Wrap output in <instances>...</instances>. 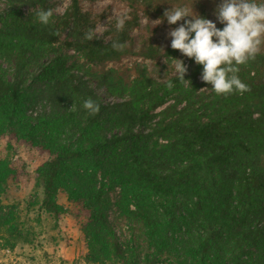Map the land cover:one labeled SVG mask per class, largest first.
Listing matches in <instances>:
<instances>
[{"label":"trees","instance_id":"16d2710c","mask_svg":"<svg viewBox=\"0 0 264 264\" xmlns=\"http://www.w3.org/2000/svg\"><path fill=\"white\" fill-rule=\"evenodd\" d=\"M5 1L0 60L10 65L0 63V137L48 157L36 170L46 213L55 220L63 214L62 189L87 210L86 262L264 264V45L240 66L250 91L222 95L206 108L211 114L190 100L181 106V97L167 105L169 82L192 97L179 77L160 83L146 63L120 65L131 57L195 63L171 45L147 43L141 20H163L170 31L183 21L169 25L165 11L193 6L222 30L215 15L221 0H123L124 29L93 41L84 38L94 24L82 2L99 0H70L48 26L37 22V11L22 9H50L49 0ZM114 41L126 46L116 51ZM88 97L100 105L95 116L82 107ZM88 168L109 179V187H96ZM18 174L0 162V190ZM116 185L121 192L113 211ZM1 208L6 245L31 243L26 223ZM119 221L128 225L125 240L116 233Z\"/></svg>","mask_w":264,"mask_h":264},{"label":"rangeland","instance_id":"374dc122","mask_svg":"<svg viewBox=\"0 0 264 264\" xmlns=\"http://www.w3.org/2000/svg\"><path fill=\"white\" fill-rule=\"evenodd\" d=\"M5 0H0V6L4 7ZM70 0H49L47 6L49 8H56L63 6V12L69 7ZM82 7L86 13L91 17L94 27L103 23L104 27L99 37H105L107 40L109 36H105L106 31L115 29V24L120 16L128 15V8L123 0H99L95 2L83 1ZM40 5L25 6L22 12L25 14L28 11H39ZM57 14V15H62ZM142 34L147 43H153L166 47L171 45V38L168 30L164 29L163 25H157L155 19L142 20ZM1 25V24H0ZM69 55L78 56L74 51L66 52ZM183 60L188 68L185 76L191 84H185L184 89L189 90L191 98L187 93H183L177 88H169L167 105L174 104L178 98H182L184 102H196V108H203L208 114L212 110L206 109L210 103L217 104L222 95H216L211 90V85L206 84L201 79L203 67L196 63H191L189 60ZM136 62H143L149 66L152 75L160 83L167 82L168 79L178 77L175 73L172 59L164 60H148L131 57L120 63L124 66L129 63L132 66ZM5 67H8L9 62H2ZM209 88L207 91H200L201 89ZM165 92V91H163ZM162 92V93H163ZM179 107V106H178ZM163 108H158L160 112ZM48 157L39 150L32 148L30 145L18 144L6 136L0 137V162H5L10 169L19 171L16 178H10L2 189L0 190V203L2 213H15L20 216L21 220L26 223V227L33 232V241L31 243L17 242L14 248L6 245L5 240L0 236V264H89L85 260L87 252L85 246V236L83 227L87 221L89 213L87 210L77 202H73L68 198L65 190H60L58 195V203L63 207V214L58 220L46 213L41 207L42 189L36 178L37 168L44 163ZM84 172V171H83ZM85 173L87 177L94 178L96 187H109L111 181L103 179L102 175L98 173L94 175V171L90 168ZM105 183V184H103ZM115 190L110 191V196L115 205L112 210L116 208L121 188L119 185L115 186ZM118 215H122L120 210L116 211ZM110 219H113L109 215ZM117 236L125 240L129 236L128 225L125 221L115 223Z\"/></svg>","mask_w":264,"mask_h":264},{"label":"clouds","instance_id":"9594fccd","mask_svg":"<svg viewBox=\"0 0 264 264\" xmlns=\"http://www.w3.org/2000/svg\"><path fill=\"white\" fill-rule=\"evenodd\" d=\"M63 6L41 9L35 13L38 23L48 26L54 23L53 16L62 14ZM215 15L223 29L217 28L216 23L201 17L187 6H172L166 10L164 18L169 25H176L183 21L179 27L169 32L171 47L178 50L183 56L194 59L197 65L203 67L201 79L211 85L216 95L243 94L250 91L247 84L239 78L240 66L246 65L254 59L264 45V3L256 0H221L217 5ZM127 16H120L115 24L117 31L125 27ZM157 25L163 20L154 21ZM103 23L89 28L84 38L95 40L102 32ZM55 35H59L56 32ZM106 42V41H105ZM126 45L118 41L112 43V48L121 51ZM175 73L181 82L191 84L185 79L188 68L183 60L172 58ZM171 88V82L168 83ZM209 88L201 89L207 91ZM74 107V105H73ZM82 107L86 112L95 116L100 111L97 101L88 97L83 101Z\"/></svg>","mask_w":264,"mask_h":264}]
</instances>
